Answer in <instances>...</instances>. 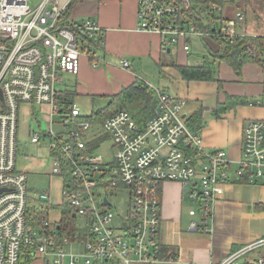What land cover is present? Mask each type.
<instances>
[{
	"label": "built area",
	"instance_id": "2783aa9c",
	"mask_svg": "<svg viewBox=\"0 0 264 264\" xmlns=\"http://www.w3.org/2000/svg\"><path fill=\"white\" fill-rule=\"evenodd\" d=\"M71 1L0 0V264H19L25 252L46 264L165 263L157 258L160 186L180 184L199 205L202 222L191 223L190 230L207 233L232 162L224 149L205 148L199 134L187 127L186 101L164 91L157 90L158 104L144 124L122 110L92 125L74 103L67 105L70 92L59 88L64 76L79 75L82 57L96 68L104 44V32L94 20L67 17ZM189 6L190 0H137V30L160 35L164 49L177 46L185 55L192 49L186 40L246 35L227 30L231 23L217 18L219 7L205 10L213 20L198 30L186 22ZM244 19L236 13L232 23ZM120 64L129 67L125 60ZM58 114L66 132L56 135L51 124ZM26 119L37 125L26 127V143L49 151L45 175L50 184L38 194L29 190L30 172L17 162ZM41 122L46 125L42 131ZM242 128L234 173L264 185V120H248ZM103 135L107 138L98 142ZM52 183L57 184V201ZM120 191L127 193L124 212L112 201ZM63 204L79 223L72 236L61 237L55 218L49 217L52 208ZM262 246L264 239L219 264H239ZM256 263L264 264L260 257Z\"/></svg>",
	"mask_w": 264,
	"mask_h": 264
},
{
	"label": "crops",
	"instance_id": "0c3cea01",
	"mask_svg": "<svg viewBox=\"0 0 264 264\" xmlns=\"http://www.w3.org/2000/svg\"><path fill=\"white\" fill-rule=\"evenodd\" d=\"M136 1L83 0L75 4V7L73 6L70 12L73 13L71 14L72 20L79 21L83 18H91L104 32V44L98 55L103 61L96 68H93L88 59L82 57L79 75L77 76V80L81 84L76 86V94L116 95V93L129 86L137 78L134 72L126 71L122 68L121 60L127 61L130 69H132L134 65L141 67L145 63L158 66L162 61L163 54L172 55L171 49L162 47L160 35L142 33L137 30ZM228 11V8L224 7L221 13L217 15V18L222 17L225 21H229L234 25L235 23H232L233 19L231 14H228ZM240 12L244 13L245 19L243 22L237 23L240 28L236 29L235 33L244 32L247 34L249 29H251V23L255 22L250 19V24L246 23L247 13L245 11L236 13ZM250 18L253 17L251 16ZM188 56L177 54V64L186 65L185 60ZM179 58L181 61H179ZM224 66L226 65L220 63V77L222 76V71H224L223 76L230 73ZM244 66H242L243 69L239 76L243 77V81H246L245 83L248 85L245 87V93L247 95L261 94V88L260 92H258V88L254 86L255 83H261L260 69L253 68L251 64ZM223 76L221 77L222 79H224ZM176 78L177 80L171 84L172 94L170 95L184 98L187 104L197 95V91L198 93H201L202 90L206 91L205 84L216 88L215 84L207 82H191L189 85L187 82L182 81L178 74ZM193 86L195 87L193 88ZM215 94L216 96L209 101L211 106L206 107L204 106L205 100L200 95L196 96V99L202 101V107L205 109L203 122L209 116L208 110L214 109L220 101L217 90ZM229 95L246 97L242 94H235V92L229 93ZM221 99L223 100V98ZM188 107L189 105L185 109L187 114L191 112ZM250 107L239 108L231 112L236 115L245 114V111H248ZM252 107L254 108V106ZM260 110L264 112L263 108H260ZM262 116L258 119L264 120ZM244 123L239 122V131L234 134L224 128L221 129L218 125L219 120L211 119L206 127L202 126L200 131L202 144L207 150L224 149L227 152L228 159L232 162L228 171L229 182L224 188L223 197L215 203L212 216L213 222L208 227L209 232L205 233L200 228L196 231L190 230L191 223L202 222L197 213L195 216H189L188 214L190 211L195 210L194 207L199 208V205L196 201H192L189 198L188 193L180 184L164 182L160 186L161 224L158 233L159 241L161 247H168L176 253L174 261H166L162 264H219L229 254L250 246L260 239H264V185L256 178L252 182L240 183L234 173L238 167L237 162L240 159V140ZM25 163L24 169L30 173H35L42 168V165L34 159H27ZM202 225L207 226L205 223ZM254 251L249 252V256L247 254L245 257H241L238 263L242 264L245 259L248 258L250 260L255 257L257 253H253ZM32 258L34 259L33 262L38 260L41 264H46L40 259Z\"/></svg>",
	"mask_w": 264,
	"mask_h": 264
},
{
	"label": "trees",
	"instance_id": "16d2710c",
	"mask_svg": "<svg viewBox=\"0 0 264 264\" xmlns=\"http://www.w3.org/2000/svg\"><path fill=\"white\" fill-rule=\"evenodd\" d=\"M76 1L78 0H72L68 4L66 12L67 17L70 14V9ZM233 2L234 0H190L189 9L191 14L188 13L186 22H191V24H194L198 30H202L204 25L213 20L210 16L204 13L206 9L219 7L222 10L226 5ZM221 21L224 22L225 20L221 18ZM235 26L236 23L234 25L227 24L226 28L228 31L234 33ZM193 42L195 41L186 40V44H191V47L194 45ZM196 43L199 45L200 51L203 52L202 55L195 53V51H193L194 53L192 51L190 52L197 56V65H179L176 62H170L166 65H162L160 63L158 65V71H160V74L162 72L161 68L166 66L176 70L180 79L184 82H207L215 84L217 94L219 95L222 90V81L219 79L218 75L220 63H224L232 70L233 73L240 75L243 69L242 66L245 62H251L260 69L262 76L260 83L262 90L261 96H264V38L262 36H234L232 40L228 41H217V39L212 37H201L196 41ZM154 90L155 89L149 86L146 82L136 78L134 82L126 88H123L120 92L116 93V95L107 96L106 98L108 99V103L104 108L101 110H93L90 115L81 118L84 120L87 119L92 123V125L96 124L99 126L104 120L109 118V116L115 114L117 111L123 110L126 111L130 117H133L138 124H144L153 114L158 104L157 95ZM69 94L70 95L66 98L67 105L72 104L75 92L73 93V91H71ZM247 105L258 106L257 104L250 102L244 96H234L225 93L223 100L219 101L216 107L211 111L215 118L219 119L222 113L234 110L236 106ZM203 112H205V109L201 104L196 108L191 109V116L186 120L189 130H193L195 132L202 130ZM106 138L107 136L104 139ZM100 141H102V138L98 140V142ZM64 179L70 181L68 175H66ZM239 181L240 183H248L247 175L240 177ZM52 209H55L54 213H51V215H55L54 222L60 228L59 231L61 237L72 236L75 231H78L77 226H79V223L77 219L72 217L73 211L68 207V205L63 204L59 208ZM158 251L159 254L157 258L163 262L174 261L176 258V253L171 251L168 247H159ZM253 253H257L256 256L250 260L248 258L245 259L242 264H258L256 263L258 257L262 258L264 263V246L256 249ZM247 256H249V254ZM33 260L32 255L25 252V254H22L19 264H31Z\"/></svg>",
	"mask_w": 264,
	"mask_h": 264
},
{
	"label": "rangeland",
	"instance_id": "374dc122",
	"mask_svg": "<svg viewBox=\"0 0 264 264\" xmlns=\"http://www.w3.org/2000/svg\"><path fill=\"white\" fill-rule=\"evenodd\" d=\"M79 1H83V0H78L74 3L77 4ZM61 4L67 3V0H60ZM73 5V6H74ZM76 6V5H75ZM74 6V7H75ZM225 8H228V14H231V18L234 19V14L236 12L239 11H245L247 13L246 16V23L248 22L250 24V19L253 20V22L255 23H251V29H249V31L247 32L246 35H254V36H264V0H234L233 3H229L228 5L225 6ZM73 7L70 9L69 13L72 11ZM241 14H244L243 12H240ZM70 13L69 18L72 19V16ZM245 16V15H244ZM253 18H250V17ZM236 26H235V30L239 29L240 26L238 25L239 22L235 21ZM238 23V24H237ZM171 51H172V55H166L163 54V58L161 61L162 65H166L170 62H176V55L178 54H184L182 53L181 49L177 46L171 47ZM191 51H195V53H198L200 55L203 54L202 51H200L199 49V45L194 42V45L191 49ZM190 51V52H191ZM194 53V52H193ZM193 53L188 54L189 56L186 57L185 60V64L186 65H197L198 64V58H196L197 56ZM186 56V55H185ZM179 61L180 58H179ZM102 63V61L100 60V64ZM177 63V62H176ZM184 63V61H183ZM129 64V63H128ZM224 64V63H223ZM251 64V66L253 68H258L255 64H252L251 62H245V66H249ZM244 66V67H245ZM230 73L227 74L226 76H223L224 71H222L223 73L221 74L223 76L224 79H222L220 77V72L218 73L219 75V79H221V83H222V90L219 93V99L220 101L222 100L221 98L224 97L225 93H234L235 94H242L245 95L246 98L251 102L253 101L254 104H257L258 106H254V108L250 107L248 108V111H245V114H234L230 110L227 111L225 113H222V115L220 116L219 119L215 118L214 114H212L211 109L208 110V114L209 116L207 118H205V121L203 122V127L207 126V123L209 120L211 119H217L219 120V126L220 128H224L226 131L228 132H232V133H237V131H239L238 128V124L239 122H246L248 120H252V119H258L260 116L264 117V112H262V110H260V108L264 109V96H261V94H255V95H247L245 93V87L248 86L245 82L243 81V77L241 78V76L237 75L236 73H233L232 70L230 68H228L227 66H224ZM255 69V70H256ZM126 71H132L135 73V75L137 76L138 79H140L143 82H146L149 86H151L153 89H155V93L157 95V90L158 91H164V92H168L169 94H172V85L176 80V76H177V72L176 70H173L171 68H168L166 66H163L161 68V74L160 71H158V66H155L153 64L150 63H145L142 64L141 67L139 66H132V69H130V66L128 67V69H126ZM255 77V76H254ZM227 82H225V81ZM199 83V82H197ZM81 84L78 80H77V76H69V75H65L64 76V84L62 86H60L59 88H63L65 90H67L68 92L71 93V91H73V93L75 92V90L77 89L76 86ZM189 84V83H187ZM191 84V82H190ZM189 84V85H190ZM254 86H256V88H258V92H260V88L261 85L255 83ZM195 86H193L194 88ZM205 88L206 91L202 90L201 93H198L197 91V95H200L202 99L205 100L204 102V106H211L209 101L212 100V98H214L216 96V88H212V86H210L209 84H205ZM196 96H194L191 101L189 102V104H186V108L188 107V110L190 111V109L192 108H196L197 106H199L200 104L202 105V101L200 99H196ZM107 95L101 94V95H94V94H76L73 96V100L72 103H74V105L78 108L79 112H80V116L82 117H86L88 115H90L91 111L93 110H101L102 108H104L107 105V101L108 99L106 98ZM177 97V96H176ZM175 97V98H176ZM180 98V97H177ZM182 100H184V98H180ZM186 101V100H184ZM256 101V102H255ZM187 103V102H186ZM262 105V106H261ZM216 107V106H215ZM245 107H249L247 106H236V108H234V111L236 109L239 108H245ZM210 108V107H209ZM257 108L256 110H253ZM213 110V109H212ZM186 111V110H185ZM237 113V111H236ZM191 113L188 112V114L185 112L186 118L188 119L191 115ZM23 116V115H22ZM247 117V118H246ZM62 117L58 114L55 117H52V124H51V128L52 131L57 135L60 133H64L66 132V128H64L62 126ZM31 125L34 127V129H37V125L33 122V121H29L26 119V122L24 125H22L21 129H20V144H19V156H18V165L20 167H25L26 163L25 161L28 158H32L35 161H37L39 164H41L44 168L40 169L39 171L35 172V173H30L28 174V185H29V190L33 191L35 194H38L40 192L46 191L48 190L50 181L48 179V176L45 175L46 174V170L48 169V163H49V151L48 149L45 148V146H42L41 148H39L36 145H33L29 142L26 143V138L27 135L25 133V129L26 127H28V125ZM45 124L43 122H41V131L45 130ZM243 127V126H242ZM69 129V127L67 128ZM93 130H96V127H93ZM201 131V130H200ZM200 131H198L197 133L199 134V136L201 137ZM242 132V131H241ZM106 136L103 135L102 139H104ZM45 141V139H44ZM45 144H47V141L45 142ZM108 142L105 143L104 146H106V149L109 148L108 147ZM50 166V164H49ZM55 186V187H54ZM54 187V194H55V201L58 200V194H57V184L55 185L54 183H52L51 188L53 189ZM112 201L115 204V207H117V209L121 212H124L125 209V205H126V201H127V193L124 191H120L119 194L117 195V197H115L114 199H112ZM198 206V205H196ZM194 209L196 210V213L198 212V208L194 207ZM51 219H54L55 216L50 215L49 216ZM32 264H41L40 261H34ZM78 264H83L82 262H79Z\"/></svg>",
	"mask_w": 264,
	"mask_h": 264
},
{
	"label": "water",
	"instance_id": "95a60500",
	"mask_svg": "<svg viewBox=\"0 0 264 264\" xmlns=\"http://www.w3.org/2000/svg\"><path fill=\"white\" fill-rule=\"evenodd\" d=\"M2 190H0V192H1Z\"/></svg>",
	"mask_w": 264,
	"mask_h": 264
}]
</instances>
